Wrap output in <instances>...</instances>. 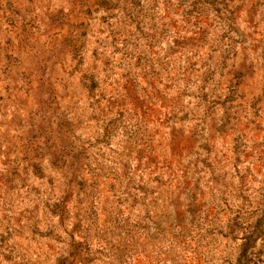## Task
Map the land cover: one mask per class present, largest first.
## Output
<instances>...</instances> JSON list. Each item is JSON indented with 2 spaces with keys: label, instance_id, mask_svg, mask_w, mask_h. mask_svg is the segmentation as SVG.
Segmentation results:
<instances>
[{
  "label": "rangeland",
  "instance_id": "rangeland-1",
  "mask_svg": "<svg viewBox=\"0 0 264 264\" xmlns=\"http://www.w3.org/2000/svg\"><path fill=\"white\" fill-rule=\"evenodd\" d=\"M0 264H264V0H0Z\"/></svg>",
  "mask_w": 264,
  "mask_h": 264
}]
</instances>
